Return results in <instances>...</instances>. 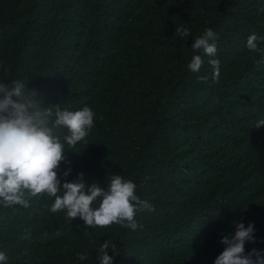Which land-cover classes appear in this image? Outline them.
Here are the masks:
<instances>
[{
	"label": "trees",
	"instance_id": "16d2710c",
	"mask_svg": "<svg viewBox=\"0 0 264 264\" xmlns=\"http://www.w3.org/2000/svg\"><path fill=\"white\" fill-rule=\"evenodd\" d=\"M206 28L215 56L191 48ZM252 33L264 37V0H0V82L25 81L42 109L95 113L88 143L65 146L62 184L68 167V182L82 172L105 188L120 174L154 208L132 231L70 222L47 196L0 204L7 264H99L107 240L114 264H214L234 221L254 222L246 252L264 250V40L250 51Z\"/></svg>",
	"mask_w": 264,
	"mask_h": 264
},
{
	"label": "clouds",
	"instance_id": "9594fccd",
	"mask_svg": "<svg viewBox=\"0 0 264 264\" xmlns=\"http://www.w3.org/2000/svg\"><path fill=\"white\" fill-rule=\"evenodd\" d=\"M175 33L181 38L191 34L183 26L176 27ZM216 36L211 28H206L192 42V50H203L208 56H215ZM262 40L264 37L252 33L246 46L250 51H260L258 44ZM209 64L214 69L213 81L219 82L220 61L212 59ZM202 65L201 56L194 55L187 67L196 73ZM198 80L206 83L208 77L200 76ZM37 96V91L29 90L23 80H15L11 86L0 82V204L27 208L31 198L47 196L54 198L50 211L66 212L70 222L79 218L85 227L107 228L118 224L132 231L142 229L143 225L135 219L136 214L154 208L136 195L137 186L131 179L113 173L105 188L95 181L85 183L81 172L68 182L66 178L72 171L68 167L62 174L65 178L62 184L59 169L69 163L65 146L72 148L82 141L88 143L86 138L94 127V111L88 106L76 111L62 109L60 105L42 109ZM261 126L264 119L258 120L255 128ZM62 128L67 129V134H58ZM233 223L235 232L222 236L220 243L225 247L214 264H264V250L245 251L247 242L256 243L254 222H249L247 227L243 222ZM77 255L81 261L88 258L83 253ZM116 255L119 254L115 242L107 240L100 245L96 259L99 264H114ZM7 261L6 252L0 251V264Z\"/></svg>",
	"mask_w": 264,
	"mask_h": 264
}]
</instances>
